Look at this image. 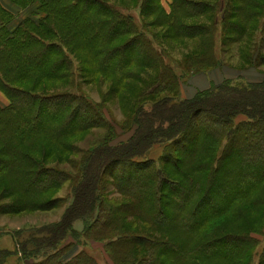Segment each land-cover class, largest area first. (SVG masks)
<instances>
[{
  "label": "trees",
  "instance_id": "obj_1",
  "mask_svg": "<svg viewBox=\"0 0 264 264\" xmlns=\"http://www.w3.org/2000/svg\"><path fill=\"white\" fill-rule=\"evenodd\" d=\"M7 2L0 215L71 200L58 220L8 233L0 264H98L85 240L110 264H264V79L243 76L264 65V0ZM230 58L235 78L181 96ZM76 83L105 89L95 100ZM121 98L116 119L107 104Z\"/></svg>",
  "mask_w": 264,
  "mask_h": 264
},
{
  "label": "rangeland",
  "instance_id": "obj_2",
  "mask_svg": "<svg viewBox=\"0 0 264 264\" xmlns=\"http://www.w3.org/2000/svg\"><path fill=\"white\" fill-rule=\"evenodd\" d=\"M2 3L10 7L9 4H7V0H1ZM163 4L166 5L167 0H162ZM132 13L134 16H136V11H128ZM137 17V16H136ZM183 49L182 47H179L177 49L172 50V54L174 56L179 57L182 53ZM232 55L231 51H228L227 53L223 54V57L225 59H228V57ZM229 63L232 64L231 66H240L242 63L235 60V58L229 60ZM230 66V67H231ZM186 86H192L190 82L187 83ZM105 89V88H102ZM100 87H98L95 84H80L77 83L70 88L71 91L83 93L86 95H90L91 98L95 100H99L100 98V90H102ZM183 89V87H182ZM53 90H63L61 87H55ZM103 91V90H102ZM123 97H127V94H124ZM0 100L2 102H7V98L5 95L0 91ZM124 100L121 98L119 100H113L108 102V106L111 107L112 110V117L114 116L116 119H121L122 117V110L121 105L125 109V103H123ZM3 105V104H2ZM81 147L85 146V144L82 142L80 144ZM161 152V146H157L155 149H153L151 156L153 158H156L157 155ZM66 194V187L56 191L54 193L55 196H65ZM71 197L68 198L66 203L62 204L61 206H58L57 208L51 209V210H43V211H36L33 213H20L18 215H0V248H7V249H14V244L12 242V239L10 238V235L8 233L14 232L15 230L19 228H27V227H35L39 226L45 223L53 222L59 219L60 215L62 214L63 210L65 209L66 205L70 202ZM18 227V228H17ZM74 229L81 230L82 229V222L81 220H75L73 223ZM257 239H260V246L262 245L263 236L261 235H255ZM72 240V239H70ZM85 240V239H84ZM87 241L82 245L83 249L87 251L89 254H91L97 261L98 264H110V259L107 258L106 253L104 251V248L101 243L93 241V240H85ZM86 245V246H85ZM85 246V247H84ZM27 261H22L16 253H13L9 255L3 264H27Z\"/></svg>",
  "mask_w": 264,
  "mask_h": 264
},
{
  "label": "crops",
  "instance_id": "obj_3",
  "mask_svg": "<svg viewBox=\"0 0 264 264\" xmlns=\"http://www.w3.org/2000/svg\"><path fill=\"white\" fill-rule=\"evenodd\" d=\"M237 75L238 69H236V67H223L222 69H215L211 72L196 74L189 80L192 86H186V84L182 85L183 89L181 87L180 91L181 96L183 98L192 97L197 90L208 88L212 83H218L222 78H235ZM243 76L247 81H259L264 79V65L247 68ZM4 104H6V102Z\"/></svg>",
  "mask_w": 264,
  "mask_h": 264
},
{
  "label": "bare ground",
  "instance_id": "obj_4",
  "mask_svg": "<svg viewBox=\"0 0 264 264\" xmlns=\"http://www.w3.org/2000/svg\"><path fill=\"white\" fill-rule=\"evenodd\" d=\"M0 104H4V102H2V100H0Z\"/></svg>",
  "mask_w": 264,
  "mask_h": 264
}]
</instances>
